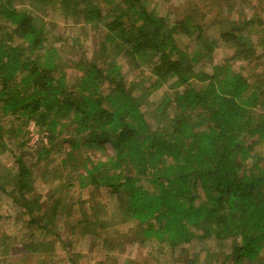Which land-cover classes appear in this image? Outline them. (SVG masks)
Segmentation results:
<instances>
[{"label":"trees","instance_id":"16d2710c","mask_svg":"<svg viewBox=\"0 0 264 264\" xmlns=\"http://www.w3.org/2000/svg\"><path fill=\"white\" fill-rule=\"evenodd\" d=\"M260 3L0 0V264H264Z\"/></svg>","mask_w":264,"mask_h":264},{"label":"rangeland","instance_id":"374dc122","mask_svg":"<svg viewBox=\"0 0 264 264\" xmlns=\"http://www.w3.org/2000/svg\"><path fill=\"white\" fill-rule=\"evenodd\" d=\"M185 1L186 0H171V3L176 5L177 8L181 9V6L183 5V3H185ZM248 1H250V0H248ZM251 3H252V6H250L249 4H245V6H243L245 8L244 13H246V15H248V16H249V12H250V14L253 12L258 13L259 8H260L259 6H261L260 0H251ZM256 7H259V8H256ZM158 10H159V8H158ZM222 51H225V50H222ZM219 53H221V50L219 51ZM125 76H126V79L132 78L131 74L129 72H126ZM7 129H8L7 132H9V131L15 130L16 128L14 125H10V126L8 125ZM22 130H23V132L20 135V138L21 139H27V140L29 139L27 144L30 146V152L32 153L33 150L39 146V143L41 142V136L38 134L37 130L34 128L32 123H30L28 125V127H26V128L24 127ZM10 134L5 136V140L7 142V144H6L7 147H10V146L12 147V145L9 143V141H10V139H12V140L14 139V136H11ZM43 143H45V141ZM94 150L95 151H93V152L95 155H99L101 153V151H99V150H96V149H94ZM53 155H55V153H53ZM1 163L11 164V157L9 156V153L7 150L1 151V149H0V164ZM65 172H66V170L64 171V173ZM40 188L42 189V185L38 186V189H40ZM79 193H81V192L79 191ZM82 193H83V195H81V196L83 197V199L84 200L89 199L90 201H92L93 204L97 201L98 202H102V201L106 202L107 201V197L103 193H101V191H100V193L97 191L92 193L91 191H89L87 189V190H84ZM8 211H9L8 202L0 199V213H8ZM128 227H129V225L126 224V225H121V227H119V228H121L123 230H127ZM6 231L9 233L14 231L12 220L9 222V227L7 228ZM88 243H89V239L87 237L84 238L83 242L81 243V245H82L81 248H82V251L88 255V257L85 260L86 261L90 260V263L93 264L94 260L96 259V254H97L96 249L97 248L95 247L93 249L90 246L91 250H90V252H88V248H89ZM143 251H145V249H143ZM56 252L58 254H63V252L60 249H57ZM118 252L120 254L118 257L119 259H117V261H115L118 264H124L123 262H129V261H130L129 263H131V261H135V262L140 263V261H142V260H140L141 255H142L140 250L134 249V247L129 245V244H126L123 248H120V250ZM155 253L156 252H153L152 254H155ZM110 255H112V253H110ZM7 261H9V260H7ZM7 264H8V262H7ZM257 264H259V263H257Z\"/></svg>","mask_w":264,"mask_h":264}]
</instances>
